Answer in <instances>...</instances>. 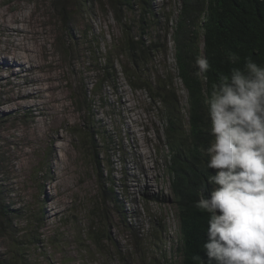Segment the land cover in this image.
<instances>
[{"label":"rangeland","instance_id":"1","mask_svg":"<svg viewBox=\"0 0 264 264\" xmlns=\"http://www.w3.org/2000/svg\"><path fill=\"white\" fill-rule=\"evenodd\" d=\"M150 1L158 20L145 24L144 39L160 37L166 51L153 52L144 74L161 79L172 75L186 124L187 92L177 76L172 39L173 11L180 0ZM102 2L0 0V11L9 15L37 11L46 18H33L39 31L23 39L35 49L36 61L43 64L39 67L23 60L21 53L28 52L0 26V264L181 263L162 105L143 88L128 85L121 54L111 55L113 79L101 81L96 54L83 50H102L120 38L121 26ZM57 5L65 7L70 30L62 25ZM133 9L125 13L128 22L137 18L136 5ZM24 24L31 27V22ZM87 32L98 41L81 44L79 54L77 49L63 53L61 41L71 35L82 39ZM45 74L41 83L50 100L38 91L42 84L36 77ZM82 91L88 107L81 102ZM55 112L62 118L49 127ZM80 128L93 134L95 149ZM48 204L55 209L50 214ZM102 222L109 239L98 249L87 232Z\"/></svg>","mask_w":264,"mask_h":264},{"label":"trees","instance_id":"2","mask_svg":"<svg viewBox=\"0 0 264 264\" xmlns=\"http://www.w3.org/2000/svg\"><path fill=\"white\" fill-rule=\"evenodd\" d=\"M100 1L105 5V2ZM106 2L121 26L120 38L111 40L102 50L100 46L98 50L95 47H85L83 50L85 54H96L94 59L101 72V81L113 79L115 67L111 55L114 51L121 54L126 60L120 64L121 72L128 85L134 89L143 88L162 105V116L166 122L167 152L164 157L171 176L173 204L179 219L180 264H200L199 260L193 259L194 256H199L203 264H208L206 251L202 249L203 243L207 241L208 214L194 206L199 193L203 192L206 198H210L212 186L208 184L207 176L216 173L215 169H207L208 158L201 152V148H206L211 139L204 100L219 75L228 74L234 66L227 61L229 52L237 53L241 58L239 65L235 66L242 67L246 58L264 66V0H180L176 11H173L176 12L172 39L177 76L187 92L186 124L172 75L161 79L159 75L153 78L144 74L153 52L160 48L166 51V46L160 43V37L149 41L144 39L145 24H155L158 20L151 8V1ZM135 5L138 9L137 18L128 22L124 19L125 13L134 12ZM57 10L62 25L70 30L65 7L59 9L58 6ZM173 12L170 19L173 18ZM96 41V34L87 32L82 39L71 35L69 41L59 44L62 45L60 48L63 53L69 55L74 49L78 50L76 54L82 52L81 44H94ZM201 54L208 58L211 67L206 75L197 77L195 59ZM91 62L88 61V64ZM81 96V102L88 107L87 92L82 91ZM78 131L83 133L87 144L95 149L93 134H87L82 128ZM106 194L110 196L112 193ZM103 224L90 227L87 232L88 239L98 249H101L103 240L109 239Z\"/></svg>","mask_w":264,"mask_h":264},{"label":"clouds","instance_id":"3","mask_svg":"<svg viewBox=\"0 0 264 264\" xmlns=\"http://www.w3.org/2000/svg\"><path fill=\"white\" fill-rule=\"evenodd\" d=\"M240 59L227 54L234 66L204 100L211 139L201 152L207 169L217 171L207 176L210 198L201 192L194 206L208 214V264H264V66L251 58L235 66ZM195 66L197 77L211 67L203 54Z\"/></svg>","mask_w":264,"mask_h":264},{"label":"bare ground","instance_id":"4","mask_svg":"<svg viewBox=\"0 0 264 264\" xmlns=\"http://www.w3.org/2000/svg\"><path fill=\"white\" fill-rule=\"evenodd\" d=\"M41 12H43V10H41ZM33 18L34 19L41 20L42 22H45L46 21V18L44 19V17H42V18L39 17V13H37V11L34 12V13L32 11H30L29 13H25V12H23L21 10L18 13H14V14H10V15L5 10H1L0 11V26L3 29V33L5 34V36L8 39H10V40L15 41L16 45L18 46V48L23 47L24 50L28 52V53H25V54L21 53L22 54L21 57L23 58V60L25 58H27L28 61H32L35 64V67H39V66H42L43 64H39V62L36 61V58L37 57H36V54H35V52H36L35 49H33L32 44H30L29 42H25L23 40V39H26L27 38V36L29 35V33H32L33 32L32 34H35L36 32L39 31L38 28H35V22H33V20H32ZM27 21L28 22H31V27L30 28H28V26L24 24ZM19 35H21L22 37H17ZM29 37H31V36H29ZM47 41L48 40H46V42ZM36 78L38 80H40V83H41V80L47 79L48 76L45 74V75H42V78H40L39 76H37ZM38 88H39L38 91L40 92V94L42 93V95H41L42 99H44V100L45 99L50 100V99L47 98V96L45 97V94L43 93L45 91L44 85L42 84ZM41 101L42 100L40 99L39 102L42 103ZM32 108H34V107H32ZM61 118L62 117L60 115L56 114V112H55V115L52 117V120L49 123H47V125L49 127L50 126L55 127V126L58 125L57 123H58V121ZM136 147H137L138 150H140L141 153H143L141 151V143L138 140H136ZM43 182H44L43 180H40V184H43ZM52 197H53L52 194H48V196H47V198H50V199ZM46 211H47V214H50L52 211H55V209L52 207L51 204H48V208L46 209ZM53 213H55V212H53Z\"/></svg>","mask_w":264,"mask_h":264}]
</instances>
